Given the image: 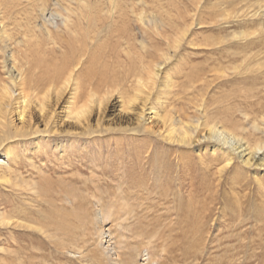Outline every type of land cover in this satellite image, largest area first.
Returning a JSON list of instances; mask_svg holds the SVG:
<instances>
[{
    "label": "rangeland",
    "instance_id": "rangeland-1",
    "mask_svg": "<svg viewBox=\"0 0 264 264\" xmlns=\"http://www.w3.org/2000/svg\"><path fill=\"white\" fill-rule=\"evenodd\" d=\"M110 7L102 0L89 23L77 15L72 18L73 30L92 45V53L115 56L129 47L133 55L141 52L146 64L161 65L164 57L175 54L179 34L191 30L163 74L185 87L168 95L162 80L153 96L155 102L161 98L157 108L163 116L170 113L198 126L208 112L212 122L227 123L253 145L264 142V0H120L117 24L103 15ZM0 8V27L4 24L7 31L0 34V76L5 78V51L18 50L36 24L34 15L67 16L66 10L77 12L79 7L71 0H0ZM140 15L164 22L162 36L143 33ZM144 42L149 46L146 55L141 51ZM122 60L127 61L123 54ZM222 73L231 78L221 80ZM202 79L212 81V87H205ZM228 80L232 82L216 88ZM94 88L100 94L113 89L99 82ZM132 124L121 126L128 131ZM109 135L61 136L58 142L46 136H13L7 142L14 155L9 166H0V216L38 219L48 238L0 227V264H17L18 256L26 264H111L95 242L101 223L124 264H264V192L254 181L264 171L243 169L236 160V169L221 175L224 155L213 154L209 143L198 150L148 134ZM56 142L62 146L55 150ZM15 178L34 180L39 194L13 188ZM87 192L99 197L101 205ZM67 193L78 208L58 213L52 207L58 205L63 212L61 197ZM85 253L89 257L83 258Z\"/></svg>",
    "mask_w": 264,
    "mask_h": 264
},
{
    "label": "bare ground",
    "instance_id": "bare-ground-1",
    "mask_svg": "<svg viewBox=\"0 0 264 264\" xmlns=\"http://www.w3.org/2000/svg\"><path fill=\"white\" fill-rule=\"evenodd\" d=\"M71 1H75L78 5L77 12L66 10L67 16H65L66 14H55L48 17L43 14L36 18L34 15L33 19H36V24L22 37L23 39L17 46L18 50L7 51V53L5 51V61L2 67L5 71V78L0 76V154L2 155L0 166H2L1 164L10 165V159L14 152L7 145V142L14 138L13 136L21 138L34 137V139L46 136L49 139L55 138V141L58 142V138L61 136L95 138L104 136V134L130 133L132 136L140 134L157 136L178 148L195 147L199 150L203 144L209 143L213 154L219 151L224 155L222 166L219 169L221 175L233 172L236 169V160L243 169L255 168L258 171H264V142H255L256 144L253 145L249 139L244 137L245 135L234 131L233 127H230L227 123L212 122L207 116L208 112H203L205 122L198 126L186 124L178 120L179 118H174L170 113L163 116L159 112L157 103L160 102L161 98L158 97L155 102L153 96L155 93L158 94L157 90H159V83H162V80L166 85L168 95L185 87L184 83H177L169 77L168 73L165 77H163V74L168 62L176 60L177 51L187 41V38H190L188 34L191 30L187 31L186 29L184 33L179 34L175 41V54L173 56L169 55L167 58L164 57L161 60V65L146 64L141 52H138V55H133L129 47H126L121 54L104 56L102 53H92V45L81 41L82 37L80 38L79 30H73L75 22L72 20L77 15L79 19L88 20L89 23L95 18L94 7H97L102 0ZM107 2L111 7L103 15L110 22L119 23L118 20L121 19L120 13L122 12L120 0H107ZM148 19L144 15L139 16L138 20L142 25L139 29L146 34L154 31L158 36H162L165 23L155 18ZM61 25L63 29H61ZM6 32V26L2 24L0 34H6ZM66 36H69L73 42L66 39ZM93 42L91 40L92 44ZM141 46V51L146 55L149 50L148 44L144 42ZM68 49L69 51H67ZM122 54L127 58V61L122 60ZM20 60L22 63H20ZM133 71H135L134 74ZM242 71L237 69L235 73L241 76L243 75ZM141 72L142 74L145 72V76H142ZM98 75L101 77L100 80L97 79ZM85 76H87V79H84ZM219 77L221 80L231 78L226 73H222ZM229 81L232 82L231 80L219 82L216 88L223 87ZM95 82L112 86L113 89L108 90L105 94H100V91H95ZM212 84V81H204V86L208 89L212 87ZM195 85V81H193L191 83L192 90L195 89ZM85 93L86 97H84ZM168 100L169 98L165 99L166 102ZM160 106H164V103ZM201 116L203 117L202 114ZM128 122L129 124L133 123V128L127 131L121 125L128 124ZM255 129L259 130L260 128L255 126ZM59 145L62 146V144L57 143L54 149H58ZM36 147L40 148V142H37ZM200 157L202 155H199ZM139 158L144 157L140 155ZM262 178H264V175L261 179L258 175H255L254 181L258 184V189L264 192ZM31 181L34 182V180ZM32 182L15 178L11 186L15 189L23 188L31 195L37 196L39 185ZM87 193L88 197L101 205L102 200L99 197ZM61 199L64 204L61 207L63 212L60 211L58 205L52 207L58 210V213L69 210L66 207L78 208L75 204L76 200L71 194L67 193ZM99 213L104 217L105 214L102 210ZM43 216L45 217L44 214ZM103 226L101 223L96 231L97 240L95 242L100 249L99 252L111 264H124L125 262L118 252L119 248L116 247V243H112L113 238H110L111 235L105 231ZM0 227L18 228L33 233L38 232L47 237L45 228L39 224V220L27 216L13 217L12 219L0 216ZM89 238L91 237L89 236ZM95 253L93 252V255ZM89 254L86 255L85 253L86 256L83 255L82 257L87 258ZM18 257L16 258L17 264H26V261L23 262L24 260ZM99 258L98 260L101 261Z\"/></svg>",
    "mask_w": 264,
    "mask_h": 264
}]
</instances>
